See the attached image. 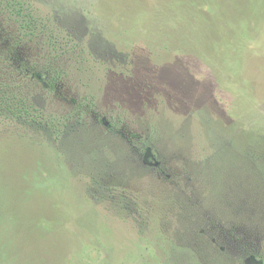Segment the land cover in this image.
<instances>
[{"label":"rangeland","instance_id":"374dc122","mask_svg":"<svg viewBox=\"0 0 264 264\" xmlns=\"http://www.w3.org/2000/svg\"><path fill=\"white\" fill-rule=\"evenodd\" d=\"M19 1L86 51L58 109L93 105L59 142L0 121V264H158L157 232L264 261V162L247 152L264 150V0Z\"/></svg>","mask_w":264,"mask_h":264},{"label":"trees","instance_id":"16d2710c","mask_svg":"<svg viewBox=\"0 0 264 264\" xmlns=\"http://www.w3.org/2000/svg\"><path fill=\"white\" fill-rule=\"evenodd\" d=\"M85 56L82 45L69 33L36 19L19 0H0V121L10 122L15 129H20L22 138L41 136L55 142L81 129L88 113L86 108L93 102L87 98L64 111L58 109L54 97L60 84L74 70L81 77L86 76ZM38 93H41V99L45 97L43 103H37ZM107 127L110 133L114 132L112 123ZM260 135L264 140V134ZM139 145L149 156H155L150 138L142 140ZM247 152L258 155L264 162V150L250 146ZM121 200L114 206L122 216L128 207L123 206ZM199 231L205 232L203 229ZM157 233L145 237V240L149 245L158 244L166 256L165 262L158 264H243L242 258L245 263L264 264L259 250L254 247L249 252L240 247L241 258L234 259L231 253L223 251L221 245L208 244L209 240L207 242L200 234L194 238L196 242L186 239L178 243L168 241L163 246L162 235ZM246 254H249L247 259ZM154 257L159 261L163 255Z\"/></svg>","mask_w":264,"mask_h":264}]
</instances>
